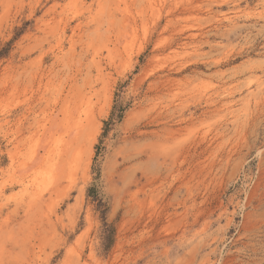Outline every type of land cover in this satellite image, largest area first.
I'll use <instances>...</instances> for the list:
<instances>
[{
	"label": "rangeland",
	"instance_id": "374dc122",
	"mask_svg": "<svg viewBox=\"0 0 264 264\" xmlns=\"http://www.w3.org/2000/svg\"><path fill=\"white\" fill-rule=\"evenodd\" d=\"M0 264H264V0H0Z\"/></svg>",
	"mask_w": 264,
	"mask_h": 264
}]
</instances>
